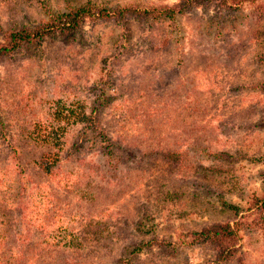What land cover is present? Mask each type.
Wrapping results in <instances>:
<instances>
[{
    "label": "rangeland",
    "instance_id": "374dc122",
    "mask_svg": "<svg viewBox=\"0 0 264 264\" xmlns=\"http://www.w3.org/2000/svg\"><path fill=\"white\" fill-rule=\"evenodd\" d=\"M132 1L175 2L0 0V32ZM226 3L85 21L0 59V264H264V0ZM48 150L51 177L33 164ZM218 223L240 224L229 259L185 245Z\"/></svg>",
    "mask_w": 264,
    "mask_h": 264
},
{
    "label": "trees",
    "instance_id": "16d2710c",
    "mask_svg": "<svg viewBox=\"0 0 264 264\" xmlns=\"http://www.w3.org/2000/svg\"><path fill=\"white\" fill-rule=\"evenodd\" d=\"M227 2L225 5L230 7H238L243 3L254 4L256 0H220ZM212 0H175L172 4H153L147 2L132 1L123 4H115L113 6H92L84 4L80 6L70 7L68 10L50 14L45 20H41L32 26H18L7 31L0 32V59L11 57L26 48L43 41L45 38H62L67 39L78 32L82 24L87 22L93 23H113L114 25H124L129 19L136 22L150 21H167L172 22L177 15L187 13L191 8L202 5H208ZM264 58V51H263ZM99 109V103L93 105L90 109L89 117L92 118ZM87 124L89 129L97 130V124L91 122ZM41 139H37V143L51 148L55 146L50 136L41 135ZM35 141V142H36ZM57 143V142H55ZM108 144V141L106 140ZM59 144V143H58ZM112 145V143H110ZM57 145V144H56ZM59 154L57 151L51 150L40 152L36 160L33 161L34 167L38 172L46 176H53L54 170L59 163ZM163 160H176L173 153L165 151L161 154ZM19 161L15 165L17 176L20 178L24 175V168L19 166ZM27 172V171H26ZM26 177V175H24ZM27 179V177H26ZM24 180V179H23ZM22 178L20 180V183ZM29 182L25 181V184ZM22 184V183H21ZM21 192V191H20ZM259 214L254 218L253 225L259 230L262 242L264 244V198L258 201ZM240 224H212L203 227L199 231H193L185 234L187 239L186 246L204 243L211 251L216 252V261H223L231 257L232 244L236 241V232Z\"/></svg>",
    "mask_w": 264,
    "mask_h": 264
}]
</instances>
